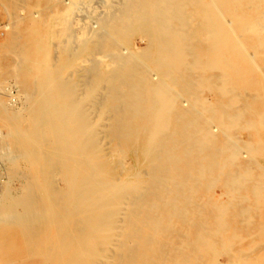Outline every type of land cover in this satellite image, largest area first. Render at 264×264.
<instances>
[{
  "label": "bare ground",
  "instance_id": "obj_1",
  "mask_svg": "<svg viewBox=\"0 0 264 264\" xmlns=\"http://www.w3.org/2000/svg\"><path fill=\"white\" fill-rule=\"evenodd\" d=\"M66 1L61 13L27 16L15 24L14 36L4 37L15 58L4 55L9 69L0 71V90L4 75L12 76L26 106L23 111L10 109L0 98V125L6 127L0 150L4 146L6 157L11 154L14 162H24L27 185L23 196L7 198L1 217L13 213L29 225V218L37 213V187L51 184L50 175L61 168L76 194L75 208L84 211L81 223L86 237L74 251L68 247L70 237L65 240L69 245L60 241L54 257L57 264H76L81 253L91 249L100 256V249L87 239L101 230L106 244L116 241L112 248L101 249L107 262L103 258L96 264H161L158 257L167 256L161 236L180 234L178 223L193 226L182 259L199 264L192 259L205 256L218 234L230 226L225 213L229 200L204 203L195 193L201 181L211 185L219 179L226 192L244 197L248 202L239 207L248 218L250 202L264 199V171L251 179L247 166L226 169L250 148L264 155V145L247 144L241 152L226 131L237 115H225L223 105L217 108L203 94V90L225 93L229 82L264 88L253 72L255 53L247 48L256 37L264 47V0H115L116 4L100 0L99 15L94 14L97 5L90 14L96 24L104 23L100 26L104 31L97 33L93 24H84L80 34L69 27V17L73 24L70 13L80 8L82 0ZM59 20L70 23L67 34L73 36L75 49L73 55L53 61L52 25ZM133 33L144 37V46L128 45ZM86 61L92 62L86 66L83 96L105 84L101 97L90 103L93 109L104 108L110 118L105 131L109 139L123 140L125 152L139 150L144 156L143 167L134 173L139 177L136 182L129 180V170L113 172L108 158L94 156L102 136L91 123L89 105L78 92L72 69L65 74L67 67L77 69ZM254 105L264 111V96L256 97ZM206 112L225 116V125L204 119ZM91 158L98 161L90 164ZM82 162L90 171L80 167ZM18 206L21 209L16 211ZM82 225L78 222L76 229ZM223 238L231 241L237 236ZM248 258L241 256L242 263L247 264ZM225 262L216 259V264Z\"/></svg>",
  "mask_w": 264,
  "mask_h": 264
},
{
  "label": "rangeland",
  "instance_id": "obj_2",
  "mask_svg": "<svg viewBox=\"0 0 264 264\" xmlns=\"http://www.w3.org/2000/svg\"><path fill=\"white\" fill-rule=\"evenodd\" d=\"M65 1L66 0H0V71L2 69V71H4V69L5 71L9 69V67L6 68V66H4V55L7 54V58L10 59L13 57L15 58V55L11 52L12 50L6 47V40L4 38L11 37L12 35L14 36L12 33L15 31V24H18L27 16L35 14L36 16H45L51 13H61L65 7ZM100 2V0H82V2H80V8L74 7V10L72 9V12L70 13H73V17H75L73 24L71 21L72 15L69 17L70 23L74 26H71L69 22L62 23L60 20V23L59 21H56L58 23L55 22L56 24L52 25L53 36L50 42L53 61H57V58L61 55H73L72 52L73 49H75L73 48L75 42L73 41V36L67 34V32H70L68 29L69 27L73 28L72 30L76 31L77 34L82 33V27H84V24H93L92 27L97 33L104 31L100 27L104 26V23L103 25H101L102 23L96 24L94 22V15L90 14L93 5H97L94 14L99 15L97 14V10L100 11ZM105 2L116 4L115 0H106ZM34 6H36V8ZM75 13H77L76 16ZM141 37V34L133 33L130 36L128 45L132 48L144 46L145 39L144 37ZM121 43L123 42H120V44ZM258 43L259 40L256 37L255 42L252 41L249 43L247 48L249 51L255 53L257 64L254 65L253 72L256 73L260 85L264 86V47ZM81 53L85 54L83 56H88L86 52ZM91 62L92 61H86L80 65L78 64L77 69L75 67L74 69L67 67L65 70V74L70 75L69 73L72 69L71 76L79 85L78 92L80 95L82 94L81 97H84L83 95L85 94V91H82L84 89L82 82L87 76L86 66ZM83 71L85 73H83ZM3 79L5 80V84L7 83L6 86L4 84V88L0 90V98L3 103L7 108L22 110L26 106V101L22 94L19 93L21 92L20 87L12 76L4 75ZM102 85L104 86L105 84L102 82L99 86H96L95 93H91L87 98L84 97L87 101V105H89V118L92 120L91 123L100 131L102 136L94 150V156L99 159L108 158V160H110V166L113 168V172H118L123 169L127 171L129 170L128 173L130 172V174H132L128 177L129 180L136 182L139 180V177L134 176V173L143 167V154L139 150H137L138 152H134L135 150L132 152H129V150L128 152H125L127 151V146L124 145L123 140L118 139V143L116 142V139H109L110 137H108L105 131L107 130L106 126L110 118L105 112H103L104 108L100 107V110L92 108V101L97 100L103 94V90L101 89ZM228 88L229 91H225V93L219 91L213 93L211 90H203V94H206L209 100L217 105V108H220L223 105L222 110L226 113L225 115H237L236 122L226 130L230 133L231 142L236 147H239L240 151L244 153V147L247 144L259 146H261V144L264 145V129H262L264 128L262 127L264 125V121L262 120L264 115H261L262 113L264 114V111L262 110L263 108H258L254 105L256 97L263 98L264 88H254L250 86L237 87V85L232 82H229ZM261 110L262 113L259 112ZM224 118L225 116L223 115L218 117L217 114L206 112L204 119H208L212 123L219 124L220 126L225 125L227 119L224 121ZM260 122H262L263 125ZM221 132L222 130L218 131L220 134ZM5 135L6 127L0 125L1 141H4V138H6ZM221 136L225 138L223 134H221ZM1 145L3 146L4 144L2 143ZM4 149L3 146L0 150V264H57V258L54 257L59 253L56 247L60 244V241L63 243L62 246L69 245L65 240L70 237L72 243H70L68 247L74 251L79 242H85L84 239L86 237L85 225L83 226V222L81 223V217H83L82 215H84V211L75 208L76 194L73 192V187H71L68 182L69 177L61 168L56 169V171L50 175L51 177L49 180L51 181V184L45 185V187H42V185L37 187L35 192L36 200H38L36 202L38 205L36 210L37 213L35 212L36 216L33 218L31 217L32 215L29 216L33 219L30 220L29 218V225L20 223L18 219L20 221L23 219L18 218L17 216L15 217L13 213L8 214V218L6 216L1 217V214H4L1 209L7 198L10 199V197L18 198L19 196H23L25 193V185H27V180L24 176L26 170L24 162L21 160L14 162V157H12L11 154L6 157V154L2 152ZM250 150L251 151L247 152V154L240 157L234 165L227 167L226 169L232 171L238 167L242 169V165L247 166L252 173V175L249 176L251 179L255 178L254 176L260 174L261 171H264V155L251 148ZM121 154L122 157H120ZM91 159L89 160L90 164L98 161L94 160V162L93 159ZM120 159L121 162H119ZM80 165V167H88L83 164V162L80 163ZM90 169L91 168H89V171ZM107 173L109 172H106V174ZM103 175L105 174L103 173ZM251 179L250 182H252ZM217 180L214 179L215 182L211 185H207L206 181L202 180L195 193L196 195L199 194L203 202L208 203L209 206L211 203L210 201H214L215 198L220 200V202L225 199L229 200V207L225 213L227 214L226 218L229 217L228 222L230 223V226L226 228L222 234H218V239H216L210 249L204 253L205 256H198L192 259V261L196 263L199 262V264H216V259L221 262H225L227 259L225 264H244V262L242 263L241 261V256H249L247 264H250V262L251 264H264V229H262V226L259 224V222L264 221V199L262 198L260 201H256L257 203H253V201L250 202V216L248 218L247 213H242L239 207L242 204H247L248 201L242 196H236L237 194H233V192H226L221 184L222 182L219 179ZM233 186L236 187L237 183H233L232 187ZM52 188L55 189L52 190ZM19 209H21L20 206L17 207L16 211ZM26 221H28V219ZM78 222L83 228L80 227L79 229H76ZM192 227L193 226L178 223L176 228L180 234L176 236H161V245L164 247L165 252H167V256L158 257V261L162 262L161 264H191V262L189 263V260H185V257L182 259V255L180 254H184V251L187 249L185 247L188 242L185 241V239L189 236L188 231L192 230ZM64 230L71 232V234H67ZM91 233L92 235H95L90 238L91 235L89 234L87 243H90L92 247L98 250L100 249V251H97L100 256L98 255V257L97 255H94L91 252V249L87 252L81 253L80 256L82 257H80V260H78L76 264H96V262L100 260L103 261V258H105L104 261L107 262V257L101 256V249L103 247L105 248V246L107 247V245L112 248L116 239L112 240L113 243L109 242L106 244L102 239L104 238L102 237L104 236L102 230ZM234 236H237V238L231 241L223 238ZM173 240H177L175 244H173ZM136 241L137 238L136 240H132L133 243ZM70 248L69 250H71ZM174 248H177L176 251ZM69 250L67 249L66 252L69 253ZM217 251L219 253L220 251L221 253L223 251V254L220 253L219 255ZM215 253H218V256ZM173 255L177 256L178 260L177 258L173 259Z\"/></svg>",
  "mask_w": 264,
  "mask_h": 264
}]
</instances>
